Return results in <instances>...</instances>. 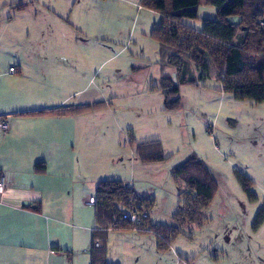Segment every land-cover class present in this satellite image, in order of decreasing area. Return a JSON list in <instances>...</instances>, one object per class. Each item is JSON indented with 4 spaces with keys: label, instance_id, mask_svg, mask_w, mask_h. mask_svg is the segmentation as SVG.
I'll return each instance as SVG.
<instances>
[{
    "label": "rangeland",
    "instance_id": "374dc122",
    "mask_svg": "<svg viewBox=\"0 0 264 264\" xmlns=\"http://www.w3.org/2000/svg\"><path fill=\"white\" fill-rule=\"evenodd\" d=\"M37 1L34 5L24 2L27 9L11 29L20 33L19 38L29 34L31 43L80 39L75 51L89 55L96 65L86 96L95 103L113 102L111 111L104 112L110 121L98 115L102 120L98 133L109 132L112 140L106 141L105 149L125 158L118 170L131 178L137 174V184L156 191L154 223L174 226L180 188L172 170L195 155L215 178L218 192L205 213L209 222L195 230L192 239L179 238L172 249L180 253L184 245L196 248L197 264H264V224L255 228L258 212L264 209V104L222 94L220 84L211 79L199 86L181 87V107L165 111L159 46L151 38L160 21L158 15L141 9L139 0ZM199 9L200 21L192 24L202 26L201 21L217 18L215 8ZM4 11L0 7V14L5 13L0 17L1 35L8 25L6 13L13 16L8 8ZM36 17L40 23H33ZM63 46L66 51L70 44ZM77 97L83 100L85 95L80 92ZM129 133L139 143L161 141L165 153L174 155L170 170L162 165H139L143 169L135 170L134 161H139L131 155ZM238 174L254 183L255 201L243 191ZM186 230L192 233L191 226Z\"/></svg>",
    "mask_w": 264,
    "mask_h": 264
},
{
    "label": "crops",
    "instance_id": "0c3cea01",
    "mask_svg": "<svg viewBox=\"0 0 264 264\" xmlns=\"http://www.w3.org/2000/svg\"><path fill=\"white\" fill-rule=\"evenodd\" d=\"M27 1L34 5L37 0L0 1L2 12L8 8L13 15L6 13L8 25L2 28V35L0 31V118L10 128L7 133L0 131V173L9 184L0 197V264H91L92 233L97 222L96 208L88 203L96 196L98 184L119 180L139 197L150 199L157 198L156 191L137 184V174L131 178L118 170L125 158L105 149L112 135L98 133V115L110 121L111 116L107 118L104 112L111 111L112 101L106 99L101 102L103 109L76 117H23L43 110L96 104L86 96L96 65L89 55L75 51L80 39L31 43L29 34L19 38L20 33L11 29L26 11ZM22 4L26 7L18 8ZM191 22L185 24L202 29ZM33 23H40L38 17ZM66 44L70 47L65 51ZM11 68L17 71L13 76L9 75ZM80 92L85 95L83 100L77 97ZM131 155L135 159L134 150ZM166 156L169 161L147 166L162 165L170 170L174 155ZM134 162L135 170L143 169L139 166L143 164ZM39 164L45 165L42 173L36 171ZM152 214L151 223L157 224ZM106 246L107 264H197L199 257L196 248L187 245L180 247V253L171 249L161 254L151 235L136 232L112 233Z\"/></svg>",
    "mask_w": 264,
    "mask_h": 264
},
{
    "label": "trees",
    "instance_id": "16d2710c",
    "mask_svg": "<svg viewBox=\"0 0 264 264\" xmlns=\"http://www.w3.org/2000/svg\"><path fill=\"white\" fill-rule=\"evenodd\" d=\"M140 8L160 17L151 38L159 46L161 85L165 111L181 107L180 88L199 86L213 79L222 94L238 101L264 104V0H139ZM26 7L24 4L18 8ZM213 7L216 20H204L200 31L185 21H200L199 8ZM198 76L200 77L198 79ZM105 107L96 103L86 107H60L24 114L23 117H76ZM129 144L136 159L143 165L163 164L170 160L160 141L139 143L129 133ZM45 169L44 164L36 171ZM180 188V206L174 214V226L151 223L154 199L139 197L119 180L100 182L96 188V227L92 233L91 264H107V241L110 234L136 232L151 235L156 249L168 253L181 237L192 239V231L208 222L205 213L212 206L218 184L207 165L193 155L172 170ZM238 181L251 201L257 198L251 189L254 183L238 174ZM124 210L148 214L140 226L123 218ZM264 224V209L258 212L255 228ZM99 242L102 246L95 248Z\"/></svg>",
    "mask_w": 264,
    "mask_h": 264
},
{
    "label": "built area",
    "instance_id": "2783aa9c",
    "mask_svg": "<svg viewBox=\"0 0 264 264\" xmlns=\"http://www.w3.org/2000/svg\"><path fill=\"white\" fill-rule=\"evenodd\" d=\"M17 73L16 69L11 68L9 70V75L13 76ZM9 123L4 119L0 118V131L7 133L9 131ZM9 184L7 178L0 173V197L4 195L6 190L8 189ZM89 206H95L96 205V199L91 198L88 203ZM148 214L145 212L135 211V210H124L123 211V218L125 220H128L130 223H132L134 226H140L148 219ZM102 245L99 242H96L94 247L100 248Z\"/></svg>",
    "mask_w": 264,
    "mask_h": 264
}]
</instances>
